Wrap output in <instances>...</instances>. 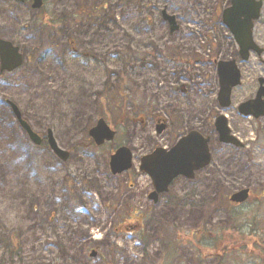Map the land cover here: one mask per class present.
<instances>
[{
	"label": "rangeland",
	"instance_id": "374dc122",
	"mask_svg": "<svg viewBox=\"0 0 264 264\" xmlns=\"http://www.w3.org/2000/svg\"><path fill=\"white\" fill-rule=\"evenodd\" d=\"M227 1L79 0L86 13L67 20L71 29L64 32L74 34L78 50L66 58L68 44L56 27L26 20L19 39V21L0 24L1 36L24 58L14 72L0 73V264H216L217 255L222 264H264V115L238 112L264 77V0L253 31L262 51L247 60L212 15ZM56 2L46 0L48 12L71 13V5ZM162 12L174 16L175 31ZM231 59L242 80L221 109L218 62ZM4 100L37 136L51 129L69 157L30 140ZM220 114L242 146L220 140L214 127ZM98 119L115 137L94 146L88 130ZM162 123L168 136L186 128L208 137L211 160L192 181L185 210L159 200L147 213V203L134 197L136 174L112 173L109 156L127 147L135 166L138 140L144 135L147 150L149 134ZM241 189H250L252 199L228 205L226 198ZM131 207L145 212L143 228L132 227L142 213Z\"/></svg>",
	"mask_w": 264,
	"mask_h": 264
},
{
	"label": "water",
	"instance_id": "95a60500",
	"mask_svg": "<svg viewBox=\"0 0 264 264\" xmlns=\"http://www.w3.org/2000/svg\"><path fill=\"white\" fill-rule=\"evenodd\" d=\"M262 7L261 0H231V6L224 11V23L230 29L236 42L240 48V55L246 60L250 51H255L259 55L262 51L253 41L252 29L254 21L260 16ZM244 17V18H243ZM172 18V17H171ZM173 18L169 21L172 24ZM0 49L16 51L7 41L0 39ZM17 56V55H16ZM14 62L19 64V58ZM11 66L5 67L10 70ZM219 73V92L218 101L221 108L230 105L231 91L240 83V71L235 64V60L221 61L218 64ZM15 113H19L13 106ZM239 113L246 116L259 118L264 115V78L259 79V88L256 96L249 99L238 106ZM21 125L27 131L29 137L38 143V137L33 133L29 126L20 120ZM216 130L219 132L221 140L225 142L239 143L234 136L230 135L227 127V119L225 115H218L215 121ZM159 129V128H158ZM89 136L93 138L96 144H101L104 140H112L114 131L107 126L102 120L98 119L97 124L89 130ZM49 142L53 151L61 158H66L67 154L55 146L53 139L49 138ZM208 138L202 136L198 131L192 130L182 136L175 145L170 149L157 148L146 157V168L156 183L162 186L158 187V191L163 190L167 184L179 173L191 172L209 162L210 155L208 152ZM131 152L127 147H119L110 157V166L112 173H120L127 170L131 166ZM192 177V176H189ZM248 196L247 189H241L231 196V200L235 202H243Z\"/></svg>",
	"mask_w": 264,
	"mask_h": 264
},
{
	"label": "flooded vegetation",
	"instance_id": "af4514ba",
	"mask_svg": "<svg viewBox=\"0 0 264 264\" xmlns=\"http://www.w3.org/2000/svg\"><path fill=\"white\" fill-rule=\"evenodd\" d=\"M229 3H230V0L227 1L226 5L223 4L222 7L220 6L218 8L215 5V11L212 12V15L216 16L217 20H224V10L226 7L229 6ZM56 4L61 5L63 7L64 6L67 7L68 5H71V13L70 14L65 13L64 10L66 9L64 8L58 12H53V11L48 12V10L46 9V0H0V24L4 26V22L9 21V20L19 21L21 25H20V28L16 30V36L19 39H22L25 32L29 29L28 26H26L27 24L26 20H37L38 23L40 24V27H43V29L44 27H47V26H49L48 28H50V30L52 27H56L58 30H60L63 33L62 36L64 37V42L68 44V47L63 52V58H66L68 55L74 54V52L78 50L76 48V38L74 34L72 33L70 36H67L66 34H64V32L71 29L70 25L66 24L67 20H72V21L79 20V17L81 15L83 16V14H85L86 11L84 10H82V12L80 11L79 0H57ZM162 17H163V21H165L169 25V29L171 28L172 32L177 29L176 28L177 24H174L173 22L171 24L169 21V16H167L164 12H162ZM172 18L173 20H175L174 16ZM172 18L170 17V20ZM0 39L9 42L12 47L17 49L16 51L12 50V53H10V50L3 49V54L0 49V73H3V74H5L6 72L12 73L22 65L23 60H24L23 53L21 52L20 47L18 45L14 44L12 41L8 39H5L3 36H1V34H0ZM17 57H20L19 64L15 65L14 62L17 61L18 59ZM28 60H29V57L25 56V61H28ZM64 62H66V60H64ZM13 63L14 65L10 70L5 69V67L11 66ZM9 101L7 103V100H4V104L10 107L14 120L19 125V127L22 129L21 125L19 124L18 117L12 110ZM19 115H20V118L22 119L23 117L20 114V111H19ZM23 120L27 122L26 119L23 118ZM49 130L51 131V129H45V133H47ZM89 130H88V133H89ZM165 131H166V125L164 124L160 126L157 125L155 127L154 135L151 133L149 134V135H152L150 137L152 138V143L149 138V144L151 143V145L147 150H144L145 148L143 145L144 143V135H143L141 139L138 140L139 148L141 151L139 152V154L137 153L135 166L133 165V157H132L131 166L127 170L123 171L127 175V177H131L130 176L131 171L136 174V176L135 177L133 176L134 178L132 179L136 184L137 191L139 192V194H136V196L134 197L139 196L141 198L139 202L147 203L146 206L149 207L148 210L146 211L147 213L149 209L152 210L156 207L159 200L162 201V206H166L169 209H173V210L179 209L182 211L185 210L186 201H191L190 195L192 194V181L195 179L196 176H203V170L208 166V164H206L204 166L199 167L198 169H195L193 171V174L191 172L179 173L175 175V177L167 184V186L163 190L158 191V187L162 185L156 183L155 180L150 175V173L147 171L146 168L149 169V167L146 166L147 164L146 157L151 155L157 148H165L167 150L170 149L173 145L176 144L177 140L182 135L187 133L188 129L186 128L178 129L176 130L174 136L172 135L168 136L165 133ZM39 137H40L39 144L47 143L48 148H50V145L48 142V136H46L45 134V136L40 135ZM88 138H90L89 134H88ZM90 140H91L90 143L95 146L96 145L95 141L92 138H90ZM155 140L157 141L155 142ZM102 143L104 144L106 143V141H103ZM234 145L242 146L239 143H234ZM209 152H210V149H209ZM131 154H132V151H131ZM110 156H109V162H110ZM68 157L69 155L66 157V159ZM210 160H211V157H210ZM109 168L111 171L110 164H109ZM189 176H192V177H189ZM194 183L195 184L193 186L195 190L198 191L201 187V182L196 179ZM235 191L231 192L228 198H226V200L229 202L228 205L230 204L232 205V207H240L243 204H247L252 199V193L250 192V189H249V193L245 201L243 202L232 201L230 197ZM141 207L144 208L145 205ZM131 209L133 212L142 213V215H138V218H134V224L132 225V227L135 228L136 230L143 228V224L145 221L143 219H146L145 212L143 214L141 210H138V207H135V209L131 207ZM127 223L129 222L125 221L122 223V225H127ZM130 223H133V222H130ZM196 232L202 236V233L200 231H196Z\"/></svg>",
	"mask_w": 264,
	"mask_h": 264
},
{
	"label": "trees",
	"instance_id": "16d2710c",
	"mask_svg": "<svg viewBox=\"0 0 264 264\" xmlns=\"http://www.w3.org/2000/svg\"><path fill=\"white\" fill-rule=\"evenodd\" d=\"M91 140L88 138V142H90ZM205 238H206V236H205ZM247 243V241L245 240L244 241V244L243 245H245ZM215 244H216V242H215ZM228 245V244H227ZM253 245H255V244H253ZM232 246H234V245H232ZM230 247L229 248V251L230 252H232L235 248L234 247ZM225 249H226V245L224 246V248H222V250H219L218 251V254H221V253H223V252H225ZM220 251H222V252H220ZM226 255V254H225ZM215 259H216V264H222L223 262H224V258L221 256V255H217V256H215Z\"/></svg>",
	"mask_w": 264,
	"mask_h": 264
}]
</instances>
